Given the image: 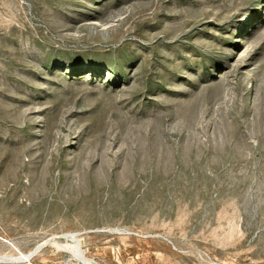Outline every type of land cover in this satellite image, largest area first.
<instances>
[{
	"label": "rangeland",
	"instance_id": "374dc122",
	"mask_svg": "<svg viewBox=\"0 0 264 264\" xmlns=\"http://www.w3.org/2000/svg\"><path fill=\"white\" fill-rule=\"evenodd\" d=\"M0 264H264V0H0Z\"/></svg>",
	"mask_w": 264,
	"mask_h": 264
}]
</instances>
